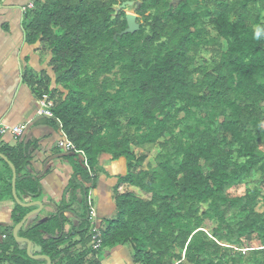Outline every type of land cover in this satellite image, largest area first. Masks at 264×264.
Instances as JSON below:
<instances>
[{
    "label": "trees",
    "instance_id": "obj_1",
    "mask_svg": "<svg viewBox=\"0 0 264 264\" xmlns=\"http://www.w3.org/2000/svg\"><path fill=\"white\" fill-rule=\"evenodd\" d=\"M125 2L137 5L135 29L125 10L117 11ZM34 4L25 14L26 42L50 57L52 75L31 86L40 101L46 97L51 126L85 153L95 176L78 155H67L74 171L69 199L18 233L39 249L33 256L101 264L102 251L126 246L134 264H264V212L257 210L264 204V0ZM155 145L154 164L134 151ZM39 148L24 136L14 146L0 142L16 168L20 200L13 169L0 157V202L14 204L3 264L40 262L14 237L37 209L21 204L43 193L42 177L28 172ZM105 157L125 159L127 173L117 177L115 212L100 223L102 249L94 252L88 198ZM67 213L78 217L77 226Z\"/></svg>",
    "mask_w": 264,
    "mask_h": 264
},
{
    "label": "crops",
    "instance_id": "obj_2",
    "mask_svg": "<svg viewBox=\"0 0 264 264\" xmlns=\"http://www.w3.org/2000/svg\"><path fill=\"white\" fill-rule=\"evenodd\" d=\"M35 1L2 0L0 3V124L10 127L27 124L24 137L37 140L40 147L28 172L36 177H42L43 193L39 200L27 198L26 204L41 202L43 210L36 217L29 219L25 228H31L48 219L56 213L63 199H69V195L65 196V189L74 173L67 159L68 153L58 146L63 138L62 130L51 126L52 119L38 116L43 106L31 86L40 80L44 73L52 75L50 57H43L39 53V45L30 46L26 42L25 14L22 9ZM16 142L17 138L12 135L3 139V143L10 146H14ZM125 166H127L125 159L111 162L105 157L102 160L97 186L93 189L94 198L98 199L94 205L100 223L115 212L113 188L117 183V177L127 173L119 175ZM48 171L49 174L44 176ZM13 209L12 201L0 202V246L7 239L6 229L14 225ZM75 210L77 215L81 214L78 206ZM67 217L75 226L78 225L79 220L75 214L67 213ZM38 251V248L32 247V254ZM99 260L101 264H134L130 250L126 246L102 251ZM38 261L40 262L37 264H47L45 260ZM0 264H3L1 256ZM62 264L66 262L63 261Z\"/></svg>",
    "mask_w": 264,
    "mask_h": 264
},
{
    "label": "built area",
    "instance_id": "obj_3",
    "mask_svg": "<svg viewBox=\"0 0 264 264\" xmlns=\"http://www.w3.org/2000/svg\"><path fill=\"white\" fill-rule=\"evenodd\" d=\"M35 9V4L32 2L25 6L22 11L24 14L28 13L29 11H32ZM42 108L38 112V116L40 117H46L48 119H54L53 113L48 109L47 104H46V97L44 100L41 101ZM28 125H16L13 127L0 124V142H3V139L8 136L12 135L13 137L19 139L25 135V132L27 131ZM62 139L59 141L58 146L61 150H63L66 153L70 154H76L79 156L80 160L84 164V166L88 169V171L91 173V176L94 177L95 175L93 172L90 170V167L88 165L87 158L85 156V153L83 151H79L76 146L66 137V135L62 131ZM92 187V185L90 184ZM94 190L91 189L89 193V198H88V205L90 208V221L94 223L93 229H92V241L90 244V248L94 252H100L102 249V244H103V236L102 232L100 230V222H99V217H98V211L95 208L94 205Z\"/></svg>",
    "mask_w": 264,
    "mask_h": 264
},
{
    "label": "rangeland",
    "instance_id": "obj_4",
    "mask_svg": "<svg viewBox=\"0 0 264 264\" xmlns=\"http://www.w3.org/2000/svg\"><path fill=\"white\" fill-rule=\"evenodd\" d=\"M137 4L139 5L140 2H138ZM125 12L127 13L128 20H131V23H132L131 24V29H135L137 27V24L135 23L136 13H135L134 7H127L125 9ZM201 56L205 58L206 62L211 61L212 55H211L210 51H208V50L207 51L206 50L202 51L201 52ZM134 150H135V152L137 151V153L140 154V155H147L148 156L147 163L150 162V163L154 164V159H155L156 155L159 152V147H158V145H155V146H143V147H135ZM126 163L127 162L125 160V164ZM3 169H4L3 163H1L0 164V173H4ZM206 171L209 172L208 170H206ZM126 172H127V166H125L124 170L122 172H120V174L119 173L118 174L122 175V174H124ZM260 178H261L260 174L255 175L253 177V179L250 180V184H251L250 187L254 188V187L258 186ZM93 198H94V196H93ZM95 201L97 203L98 199L94 198V203H95ZM96 207H97V205H96ZM257 210H258V212L263 213L264 212V204L262 203L258 207ZM233 215H235V212L227 210V217L231 218Z\"/></svg>",
    "mask_w": 264,
    "mask_h": 264
},
{
    "label": "water",
    "instance_id": "obj_5",
    "mask_svg": "<svg viewBox=\"0 0 264 264\" xmlns=\"http://www.w3.org/2000/svg\"><path fill=\"white\" fill-rule=\"evenodd\" d=\"M127 7H134L135 10L137 9V5H135L134 2H125L119 8H117V11L119 12L121 10H125ZM129 23L132 24L131 23V20H129ZM0 157L3 158L12 167V169H13V180H12L13 195H14V198L16 199V201L18 203H20V200L18 199V195L16 193V183H17V172H16V168L12 165V163L8 160V158L5 157V156H3L1 153H0ZM21 205L24 206V207H28V208L38 207V209L30 212L23 219V221L15 228V230H14V237L16 238V240L18 242L27 243V245H28L27 252H28V255L32 259H35V260H45V261H47V264H52L51 261L49 260V257H47V256H33V254H32V242L30 240H28V239L19 238L18 237L19 231L24 227V225L27 223V221L30 218L38 215L43 210V204L41 202H35V203L21 204Z\"/></svg>",
    "mask_w": 264,
    "mask_h": 264
}]
</instances>
